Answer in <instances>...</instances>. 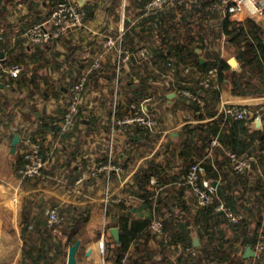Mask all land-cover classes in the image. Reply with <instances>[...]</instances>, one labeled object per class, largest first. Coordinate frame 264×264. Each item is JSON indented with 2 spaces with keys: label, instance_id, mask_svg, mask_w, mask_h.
<instances>
[{
  "label": "crops",
  "instance_id": "obj_1",
  "mask_svg": "<svg viewBox=\"0 0 264 264\" xmlns=\"http://www.w3.org/2000/svg\"><path fill=\"white\" fill-rule=\"evenodd\" d=\"M56 1L0 0V36L3 37L0 42V57L7 64L17 57L27 61L24 72L36 78L34 84L28 83L21 87L15 80L12 90L5 89L0 83V163L9 160V164H2L0 170L1 175H5L0 178V264H67L69 250L74 244L70 242L72 231L65 226L74 217L83 220L77 233L80 238L78 241L81 242L76 256L78 264H106V261L107 264H112L115 247L111 237L117 242L111 230L119 229L121 236L119 219L127 216L146 219L153 215L148 202L130 194L128 190L135 172L149 162L164 144L175 149V159L170 162L166 182L160 187L165 198L161 212L175 223L190 220L193 224L197 220L199 207L192 193L188 188H178L173 176L181 175L184 171L182 165L186 163L181 156L182 143L185 142L180 137L182 128L212 119L200 121L194 118L191 110L181 102L183 96L168 85L166 78L151 65V60L148 61L146 76L156 95L153 111L160 116L163 128L170 131L168 137L156 141L154 148L145 152L136 142L138 136L135 132L139 128H133L128 134H115L113 158L115 164L125 168V174L120 176L112 172L108 176L106 172H99L96 176L90 175L99 164L106 162L113 125L112 100L117 53L115 49L106 47L107 37H116L124 27L123 46L137 54L141 48H157L166 33L177 37L173 29L176 26L181 34L191 35L194 44L202 46V49H197L202 62L206 60L208 52H215L227 63L235 59L237 65H230L231 69L239 74L242 71L237 54L245 48L240 43L239 47L227 40L223 32L226 13L213 8V3L218 0H187L184 8L169 6L152 12L146 9L149 0H83L82 3L76 0L86 11L84 25L70 29L57 43L32 45L24 37L26 30L33 24L48 19ZM198 16L200 18L197 19ZM249 18L264 27V16L248 12L231 15L233 21L245 27ZM183 19L186 22L196 20L191 31L186 26H180ZM246 44H252L249 35L245 36L241 45ZM99 55H103V66L91 76L75 131L71 135L61 136L57 128L52 133L50 123L60 111L58 101L61 94L68 91V86ZM180 72L183 77L190 75L187 66H182ZM142 74L139 61L134 58L132 65L121 76V100L129 90L128 82H133L128 78L133 76L138 84ZM173 81V84H177L176 78ZM258 97L234 94L229 78L221 87L218 110L223 103L251 104ZM19 111L22 112L21 116L17 115ZM121 113L125 112L122 110ZM17 121L37 125L39 132L43 134L39 138L45 141L46 166L41 176L29 180H21L18 171H15L16 157L22 155L21 143L17 145L15 153H12L15 136L12 127ZM195 141L188 139L187 142L191 146L195 143L200 146L201 142ZM223 149L221 144L214 156L206 160L213 162L215 167L216 164L219 166L221 174L235 188V194L244 192L242 185L234 186V175L230 164L225 161L226 153ZM163 151H166V147H163ZM206 151L205 154L198 153L206 155ZM170 152L162 154L163 158L160 160L169 161ZM192 153L195 159L202 160L205 157ZM84 172L89 177L79 185L78 178ZM218 183L216 182L217 185ZM252 183L253 178L248 184L249 188ZM249 188L242 197V205L247 208L255 206L257 202V196ZM149 190L154 191V188L149 187ZM180 192L183 193L180 195ZM178 202L186 204L190 213L182 211L177 206ZM58 206L62 209L66 222L60 226H50L47 222L48 212ZM255 213L245 212L250 231L261 221ZM192 224L188 237L195 247H199L201 242L197 228ZM261 228L264 229L263 213ZM227 237L232 240L233 232L228 231ZM195 239L198 240L197 246ZM179 246L181 245L172 247V250L166 240L156 236L143 243L148 252L141 254V260L144 258L147 264H187L185 251ZM248 246L251 245L242 244L241 240L232 241L228 250L233 255L244 256ZM252 249L255 256L248 263L264 264V254L257 255L256 246Z\"/></svg>",
  "mask_w": 264,
  "mask_h": 264
},
{
  "label": "trees",
  "instance_id": "obj_2",
  "mask_svg": "<svg viewBox=\"0 0 264 264\" xmlns=\"http://www.w3.org/2000/svg\"><path fill=\"white\" fill-rule=\"evenodd\" d=\"M198 18L200 17L198 16ZM195 21L186 22L183 19L181 20L180 26H186L188 31H191ZM173 29L176 35H178L177 37H172L170 33H166V37L164 36L165 38L161 40V44L157 48L150 49L151 65L162 73L163 68H166L168 65L169 58H171L173 60L172 65L174 78L177 80V88L191 90L200 96L203 103L198 104L194 100L184 96L181 97V102L191 110L192 116L197 120L204 121L206 119H212L209 122H201L194 126L188 124L182 128L180 137L185 142L182 143L183 151L181 156L185 159L186 163L182 165L184 169L183 173H181L182 176L174 175L173 180L178 183V188H188L182 184L186 172L195 161L192 152H195V154L198 152L205 154L206 149L210 147L211 140L219 134L220 142L225 153L231 150L240 156L254 157L256 163L251 172L239 174L232 168L231 172L234 175V186L242 185L245 190H248V184L251 178H253L252 186L249 189L251 190L250 192L255 193L257 196V202L253 207L247 208L242 205V197L245 196V190L244 192L239 191L238 194H235V188L233 189L232 185H229L226 176L221 174L219 166L216 164L215 167L213 162L205 160L203 162V177L211 179V182H219L216 186L218 201L225 202L235 212H241L244 216L243 219L238 223H230L224 214L215 210L216 204H213L209 207H199L197 220L193 224L190 220L178 221L177 223L169 221L168 216H165V213L161 212L165 200L163 191H160L156 197V191L149 190L151 179L154 177L158 180L157 188L163 186L166 182L165 178L168 175L167 169L171 167L170 162L175 157V149H170L169 144L162 145L160 151H157L149 162L139 167L132 178L131 188L128 191L136 197L143 198L150 205L152 212L155 210L157 215L163 217L167 235L163 239L166 240L171 248H177L178 245H181L184 249L188 247L193 248L194 253L184 250L185 255H183L184 257L186 256L187 264H253L248 263L252 259L245 258L243 254L233 255L228 248L232 241L238 242L241 240L242 244L251 245L253 248L258 241L264 207V123L262 128L254 129L245 121H238L231 118L225 120L222 115L218 116V106L221 102V87L224 81L229 78H231L232 92L234 94L241 96H264V27L258 24L253 18L247 20L245 27L233 21L230 14H226L225 16L223 32L227 40L237 46L240 43V46H244L243 48H245L237 54L241 62V74L233 71L230 64L215 52H208L206 60L202 62L200 53L197 52V49H202V46L200 44H194V38L191 35L181 34L178 27L174 26ZM246 35L251 37L252 44L241 45ZM171 37L173 38L172 40ZM200 41H202L201 38ZM170 43L172 45L169 46ZM17 62H22L24 65H27V61L20 60L18 57L14 58V61L9 62V64ZM148 64V61L140 64L143 74L139 78L140 81L138 84L134 81L128 82L127 87L129 90L124 95V99L118 103L117 116L123 115L121 113L122 110H126V112L132 111L133 105H137L142 98L151 93L149 90L150 81L146 76ZM182 66H187L190 69L189 76L183 77L181 75L180 68ZM213 68L218 69L217 82L210 88H204L200 85V81ZM24 73V75L22 74V78L16 79L19 87L26 86L28 83H35L36 78L34 76L27 75L26 72ZM252 77L256 78L255 83L252 81ZM262 113L264 119V110ZM54 130H57V126L54 127ZM40 135L43 134L37 132L33 136L36 139ZM135 135L138 136L136 142H138L140 148H144L145 152H149V150L154 148V143L160 138L159 134L152 135L146 129L142 128H139L135 132ZM187 138L200 141V146H196L197 143L191 146L188 144ZM40 143L44 148L45 141L41 140ZM163 147H166V151H163ZM220 147L216 148L215 151L217 149L219 150ZM169 150L171 151L169 161L160 160V158H163L162 154L169 153ZM203 154L199 155L203 157L205 156ZM225 159L230 164L227 155ZM23 163V156H17L15 171H18ZM182 193L180 192V195ZM177 206L182 211H185V213H190L189 207L186 204L178 202ZM247 211H255L258 219L261 220L253 231L249 230V223L245 216V212ZM152 219L153 215L146 219H135L130 216L119 219L121 231L120 241L115 243L111 237V242L115 247L112 264H122L125 259L128 260L129 264H147L144 258L141 260V257H143L141 254L148 252L147 247H143V243L156 237L150 229ZM82 221L74 217L65 226L66 229L72 231L70 236V242L72 244H75L80 239L77 233ZM191 224L197 228V235L201 242L199 247H195L192 239L188 237V233L191 231ZM228 231L233 232L234 237L232 240L227 237Z\"/></svg>",
  "mask_w": 264,
  "mask_h": 264
},
{
  "label": "built area",
  "instance_id": "obj_3",
  "mask_svg": "<svg viewBox=\"0 0 264 264\" xmlns=\"http://www.w3.org/2000/svg\"><path fill=\"white\" fill-rule=\"evenodd\" d=\"M187 0H149L146 4V9L150 12L162 9L165 7H182L185 6ZM213 8L217 10H224L226 14L236 15L243 12H248L251 15L264 16V0H218L213 3ZM86 11L79 5L76 0H57L51 10V14L48 19L43 22L33 24L30 26L25 34V39L34 46H45L59 42L62 37L73 28L82 27L85 23ZM125 36V28L122 27L116 37L109 36L106 39V47L108 49H115L117 53V62L115 66V92L113 95V125L111 128V141L106 156L105 164H99L94 170L90 172L91 176H96L99 172H106L109 176L112 172L123 175L125 174V168L120 164H115L113 158L114 152V136L115 134H128L133 128L146 129L152 135H160L159 140L166 138L169 135V130L163 128V123L156 113L153 111V106L156 104V95L153 87L150 84L151 93L146 95L137 104L132 106V111L126 112L122 116H117V106L121 101L120 95V81L123 72L127 67L132 65L133 59L137 58L139 64L151 60V52L148 48H141L137 54L130 48L123 46ZM3 37L0 36V42ZM172 59L169 58L168 65L163 68L162 76L166 78L170 87L175 88L180 94L186 98L192 99L198 104H202V99L199 95L195 94L188 89H178L177 84H173L174 70L172 65ZM103 55H99L90 66L82 71L77 80L68 86V91L62 93L59 101L58 115L55 116V121L50 123L52 133L55 132L54 127L57 126L61 136L71 135L77 126V122L82 113V107L84 106L86 92L91 80V76L102 69ZM25 66L22 63L7 64L4 58L0 57V83L7 90L14 88V81L22 76L25 71ZM158 70V69H157ZM159 71V70H158ZM132 78V79H131ZM133 80V76L128 78ZM218 69L213 68L209 70L201 79L200 85L204 88H210L217 82ZM135 82V81H134ZM61 90V89H60ZM256 101H261L264 96H259ZM262 103V102H259ZM264 106L253 105V103L243 104H230L223 103L218 110V116L222 115L226 119H234L238 121H245L250 124L254 129H260L263 126L264 119L263 113ZM20 112V113H19ZM17 115L21 116L22 112L19 111ZM39 127L30 123H22L17 121L16 125L12 127V133L20 136V143L22 144V156L24 163L18 169V175L21 180L32 179L41 176L42 171L46 166V152L42 147L40 138H34V134L39 132ZM221 146L219 134L215 136L210 143V147L206 151V155L202 160L195 159L190 165L188 171L184 176V182L182 185L188 187L192 193L198 207H209L216 204L215 210L224 214L228 222L238 223L243 219L241 212H235L232 208L227 206L225 202L218 201L216 187L212 185V182L203 177L204 167L203 162L206 159H211L216 148ZM226 155L230 161L231 168L239 174L245 172H251L253 170L255 159L254 157L240 156L236 152L228 150ZM86 172L81 173L78 178L77 184H82L88 179ZM158 186L157 178L151 179L150 187L156 191V197L161 191ZM157 188V189H156ZM156 199V198H155ZM263 219H264V207H263ZM47 222L50 226H60L66 222L62 209L54 207L49 210ZM151 231L158 237L166 238V232L164 228L163 217L157 215L155 210L153 211V219L150 225ZM181 247V246H179ZM183 248V247H181ZM187 252L194 253L192 247L183 248ZM257 255L264 254V229L261 228L258 233V241L256 243ZM257 262H253L256 264ZM122 264H129L125 259Z\"/></svg>",
  "mask_w": 264,
  "mask_h": 264
},
{
  "label": "water",
  "instance_id": "obj_4",
  "mask_svg": "<svg viewBox=\"0 0 264 264\" xmlns=\"http://www.w3.org/2000/svg\"><path fill=\"white\" fill-rule=\"evenodd\" d=\"M83 0H78L79 3H82ZM229 64L232 65V66H236L237 65V62L235 59H231L229 61ZM20 136L18 134H16L13 138V141H12V153H15L16 151V147L17 145L20 143ZM214 187L217 186L216 182H214L212 184ZM116 242L118 243L120 241V233H119V229L117 228H113L111 230ZM194 243L195 245L197 246L198 245V240L195 239L194 240ZM80 245H81V242L80 241H77L69 250V255H68V262L67 264H78V261H77V253L79 251V248H80ZM255 256V252L254 250L252 249L251 246H248V248L246 249V252L244 254V257L247 258V259H250V258H253Z\"/></svg>",
  "mask_w": 264,
  "mask_h": 264
},
{
  "label": "rangeland",
  "instance_id": "obj_5",
  "mask_svg": "<svg viewBox=\"0 0 264 264\" xmlns=\"http://www.w3.org/2000/svg\"><path fill=\"white\" fill-rule=\"evenodd\" d=\"M241 73H242V71H241ZM246 76H248V75H246ZM252 79V81L253 82H255V80H256V78L255 77H252L251 78ZM258 98H260V97H258ZM259 102H262V103H259ZM253 105H262V106H264V99L263 100H261V101H255L254 103H253ZM264 121V120H263ZM9 157V156H8ZM5 160V159H4ZM1 161H3V160H1ZM5 163H8L9 164V160H7V161H5ZM4 162H2V163H0V170H1V165L3 164H5ZM5 177V175H1V173H0V178H4Z\"/></svg>",
  "mask_w": 264,
  "mask_h": 264
}]
</instances>
